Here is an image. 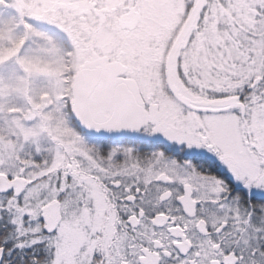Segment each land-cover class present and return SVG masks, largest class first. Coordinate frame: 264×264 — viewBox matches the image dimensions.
Segmentation results:
<instances>
[{"label": "snow or ice", "instance_id": "obj_1", "mask_svg": "<svg viewBox=\"0 0 264 264\" xmlns=\"http://www.w3.org/2000/svg\"><path fill=\"white\" fill-rule=\"evenodd\" d=\"M0 264H264V0H0Z\"/></svg>", "mask_w": 264, "mask_h": 264}]
</instances>
